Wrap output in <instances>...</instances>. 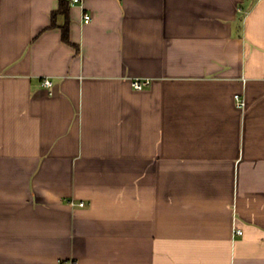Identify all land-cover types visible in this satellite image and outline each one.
Returning <instances> with one entry per match:
<instances>
[{
  "label": "crops",
  "instance_id": "1",
  "mask_svg": "<svg viewBox=\"0 0 264 264\" xmlns=\"http://www.w3.org/2000/svg\"><path fill=\"white\" fill-rule=\"evenodd\" d=\"M59 7L0 0V264H264V0Z\"/></svg>",
  "mask_w": 264,
  "mask_h": 264
},
{
  "label": "built area",
  "instance_id": "2",
  "mask_svg": "<svg viewBox=\"0 0 264 264\" xmlns=\"http://www.w3.org/2000/svg\"><path fill=\"white\" fill-rule=\"evenodd\" d=\"M69 1L71 4L82 3V0H69ZM90 20H91V15L88 13H84V23H89ZM150 83H151V81L149 79H135L133 81V87L135 89L140 90V89H143L144 87L150 85ZM43 85L50 87L53 85V81L49 78H45L43 81ZM235 99H236V103L238 104V106L243 107L246 105L245 99L240 94H236ZM78 205L85 206V202L81 201L80 203H78ZM237 232L242 233L241 230H238Z\"/></svg>",
  "mask_w": 264,
  "mask_h": 264
},
{
  "label": "trees",
  "instance_id": "3",
  "mask_svg": "<svg viewBox=\"0 0 264 264\" xmlns=\"http://www.w3.org/2000/svg\"><path fill=\"white\" fill-rule=\"evenodd\" d=\"M60 1V7L59 10L54 12L52 14L53 21L55 24V18L58 14H64L66 16V23L62 27V38L64 42L69 43L70 38H69V6H70V1L69 0H59Z\"/></svg>",
  "mask_w": 264,
  "mask_h": 264
}]
</instances>
